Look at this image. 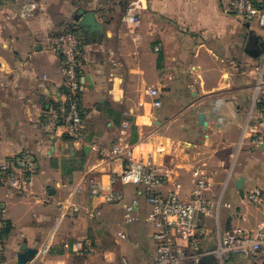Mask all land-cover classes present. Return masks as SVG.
Masks as SVG:
<instances>
[{"label":"crops","instance_id":"0c3cea01","mask_svg":"<svg viewBox=\"0 0 264 264\" xmlns=\"http://www.w3.org/2000/svg\"><path fill=\"white\" fill-rule=\"evenodd\" d=\"M232 2L0 0V164L28 151L39 166L29 195L6 198L5 264H19L23 246L38 250L25 264L153 262L155 227L143 188L112 182L126 153L160 168L167 175L162 192L183 200L203 169L211 185L205 197L215 204L198 218L205 249L232 230L264 223V203L247 200L255 189L264 195V146L252 141L262 118L254 98L264 72V28L235 16ZM80 10L103 27L93 41L79 27ZM73 25L85 40L80 141L45 123L63 82L52 38ZM126 123L127 146L118 157L113 150ZM91 181L104 193L121 190L124 201L93 198ZM135 200L139 216L128 224ZM229 264L264 259L234 256Z\"/></svg>","mask_w":264,"mask_h":264},{"label":"built area","instance_id":"2783aa9c","mask_svg":"<svg viewBox=\"0 0 264 264\" xmlns=\"http://www.w3.org/2000/svg\"><path fill=\"white\" fill-rule=\"evenodd\" d=\"M231 11L249 22L264 28V0H233ZM135 21V18L131 19ZM85 40L77 25L63 26L52 38V49L62 64L63 82L56 94V100L46 115L48 131L63 128L73 141H80L84 129V109L82 106V63ZM149 94L158 96V91L150 89ZM255 103L262 118L260 129L252 137L253 143L264 146V72L255 85ZM160 106V102L156 101ZM124 124L122 136L115 145L113 154L120 157L124 144ZM127 154V153H126ZM122 155L124 167L119 175L112 177L113 184L135 185L143 188V193L151 211L149 221L155 227L153 239L156 243V257L150 264H200L211 258L214 264H229L234 256L249 260L256 257L264 259V223L257 229L247 231L235 229L222 235L216 246L205 249L206 231L199 226L200 214H206L215 205L205 197L210 183L203 169L196 171L194 189L189 200L180 198L177 192L163 193L162 187L167 175L155 165L137 161ZM39 170L38 162L28 151H22L0 164V264H5V235L9 228L6 198L11 195L24 197L30 194L33 178ZM90 195L102 198L104 203L119 204L125 199L124 193L113 189L104 193L99 182L91 181ZM247 200L253 205H262L264 195L253 190ZM140 203L135 200L127 208L126 223L130 224L139 216ZM97 217L101 212L95 213Z\"/></svg>","mask_w":264,"mask_h":264},{"label":"water","instance_id":"95a60500","mask_svg":"<svg viewBox=\"0 0 264 264\" xmlns=\"http://www.w3.org/2000/svg\"><path fill=\"white\" fill-rule=\"evenodd\" d=\"M79 15L81 16L79 21V27L86 35L88 41H93L97 36L103 34V27L101 24L97 22L95 14L93 12H84L83 10H80ZM260 46L261 48H263V44H261ZM252 51L253 52L255 51L257 53L258 49ZM200 118L201 121L206 125L205 117L203 114L200 115ZM243 184H244V180L243 178H241L237 182V188L239 189L241 197H244ZM50 193H53V190H50ZM22 250L23 253L19 255V264H25L27 261L33 259L38 252V250L28 249L26 246H23ZM211 263H212L211 258H207L204 261H202L200 264H211Z\"/></svg>","mask_w":264,"mask_h":264},{"label":"trees","instance_id":"16d2710c","mask_svg":"<svg viewBox=\"0 0 264 264\" xmlns=\"http://www.w3.org/2000/svg\"><path fill=\"white\" fill-rule=\"evenodd\" d=\"M69 139H71V138L69 137Z\"/></svg>","mask_w":264,"mask_h":264}]
</instances>
